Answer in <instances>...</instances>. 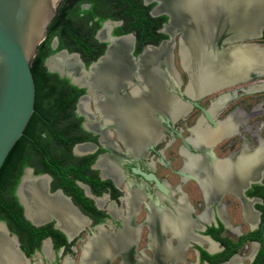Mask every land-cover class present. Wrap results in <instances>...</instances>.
Instances as JSON below:
<instances>
[{"label": "flooded vegetation", "instance_id": "af4514ba", "mask_svg": "<svg viewBox=\"0 0 264 264\" xmlns=\"http://www.w3.org/2000/svg\"><path fill=\"white\" fill-rule=\"evenodd\" d=\"M158 1H66L73 8L66 17L72 16L77 35L54 34L48 41L54 51L43 66L76 88V127L70 135L76 140L65 153L38 146L42 156H33L22 168L13 196L36 240L21 241L0 220L16 237L26 264H63L65 259L72 264H264V160L259 165L245 156L257 148L264 151V81L253 78L226 90L188 93L190 75L180 65L178 33L170 44L178 29L157 11ZM57 55L76 64L60 66ZM121 67L129 70L123 82ZM148 72L162 75V90L185 107L176 118L149 110L153 139L126 124L140 114L136 108L108 115L96 107L107 101L118 108L142 88L141 77ZM254 86L263 87L251 90ZM187 98L199 106L187 104ZM232 115V130L219 137L222 122ZM200 121L210 136L196 144L194 128ZM23 176L30 214L33 187L43 197L59 196L83 224L69 232L54 210L38 222L30 215L31 220L20 195ZM101 234L110 238L104 249L96 245ZM84 248L89 249L86 259Z\"/></svg>", "mask_w": 264, "mask_h": 264}, {"label": "bare ground", "instance_id": "6f19581e", "mask_svg": "<svg viewBox=\"0 0 264 264\" xmlns=\"http://www.w3.org/2000/svg\"><path fill=\"white\" fill-rule=\"evenodd\" d=\"M190 1L191 0L184 1L183 5L188 4L185 7L181 20L179 21L178 18L174 17L172 20L173 23L171 22L176 25L175 28H182V30H184L182 37L180 38L178 52L181 65L190 75L191 83L187 87L188 93L197 94L198 92L202 93L203 91L214 90L216 92L217 90H222V87L224 89V84L227 83H229L230 86H233L231 84L236 82H247L251 74L253 75L254 73L258 74L254 77H264V52L259 46L242 44L228 47V49L224 47L219 51L214 48V45L217 42L219 43V41L224 38V35L238 37V35L242 36V34H249L253 31V25L256 21L255 18L257 15L249 14L250 9L248 6H257V4H260V1L192 0V3H190ZM149 53H154V51ZM157 53H159V51ZM161 53L166 55L165 51L163 52L161 50ZM164 57L166 56H163V58ZM56 60V63L60 66L66 64L68 67H71L76 64L74 58H65L63 55H57ZM165 60L166 58H164V61ZM128 76L129 70L127 67H121L118 72L119 79L123 82L127 80ZM141 78L142 82H144L142 88H135L129 97L122 99L121 105L118 108L117 106L111 105L109 102L107 103V101L98 102L99 104H96V107L98 109L101 108V110L108 115L112 114L111 111H117V109L120 111L124 108L125 110L136 108L140 114L137 115L138 117L136 116L137 118H135V121L129 120L126 124L137 126L139 128L138 131H143L144 135H151V139H153L156 128L154 127L153 122L148 120L149 110H159L162 113H167L171 117L176 118L183 114L185 107L179 103L178 100L162 90V75L156 76L148 72ZM261 87L263 86H254L250 89L257 91ZM81 108H84V103L81 104ZM211 110L216 111V104L211 105ZM115 114L113 113V115ZM114 118L115 116H112L111 118L109 117L111 122L116 121ZM235 119L236 116L232 115L222 122V126L218 132L219 137L220 135L224 136V134L226 136V134L232 130L230 127L234 125ZM202 127L200 121L194 128L195 136L193 140L196 144L209 139L208 137L210 134H207L205 132L206 130ZM120 135V138L126 144L124 134ZM245 156L249 157L251 162H257V164L260 165L264 160V151H261V148H257L256 151ZM220 173H223V171ZM40 183L41 182H39V184ZM25 187L26 184L23 186L20 195L21 200L26 203L27 215L31 220L34 219L38 222V220L45 217L49 210H54L56 212L58 211L60 222H64V224L67 225L66 230L69 232L74 231L77 226L83 224V220L76 216L73 211L68 208L69 205L67 206L59 196H53L52 198L43 197L37 192V190L33 189V187L29 194L30 197H28L29 201L33 203L31 206L32 212L30 214V205L27 202L26 194H24L29 191L26 192ZM3 230V227L0 225V264H26L27 261L23 260L17 254L11 241L4 237ZM109 239L110 238L105 234H101L99 235L100 242L98 241L99 244L96 245L103 249L107 248L109 247L107 246L110 242ZM44 250L47 252V245H45ZM88 255L89 249L84 248L83 259H86ZM63 264L72 263H70L68 259H65Z\"/></svg>", "mask_w": 264, "mask_h": 264}, {"label": "water", "instance_id": "95a60500", "mask_svg": "<svg viewBox=\"0 0 264 264\" xmlns=\"http://www.w3.org/2000/svg\"><path fill=\"white\" fill-rule=\"evenodd\" d=\"M62 1L64 0H0V167L15 145L16 140L24 134L25 126L36 110L34 105V76L30 63L37 46L46 38L47 26L56 15ZM184 1L159 0L157 11L166 14L170 24L174 17L180 21L188 4L183 5ZM259 1L260 4H257V6H248L250 9L249 14L259 16L256 17L257 19L255 18L253 31L249 34H242V36H234L236 38L231 37V35H224V38L214 45L217 51L224 47L228 49V47L242 44H251L259 46L260 49L262 48L260 43L254 41L261 38L264 29V0ZM190 3H192V0ZM183 31L182 28H178L170 35V44L175 43V34L178 33L179 35L177 50ZM94 68L91 65L90 69L84 73L91 76ZM71 69L69 74H71ZM72 70L77 76V70ZM257 75L256 73L251 74L249 79L256 78L254 76ZM76 76L72 78V83L75 85ZM227 84L224 85L228 86ZM182 94L183 92L179 91V95L182 96ZM185 102L199 106L196 102H190L188 98L185 99ZM202 110L206 117L210 118L209 112L205 109ZM178 173L184 175L183 172ZM25 177L21 178L20 188L22 184H25ZM144 177L147 180L148 178L153 179L159 187H162L160 182L152 175H147V177L144 175ZM192 179H195V177L193 176ZM0 225L4 229V237L11 241L17 254L27 261L18 246L16 237L9 233V229L4 222L0 221Z\"/></svg>", "mask_w": 264, "mask_h": 264}, {"label": "trees", "instance_id": "16d2710c", "mask_svg": "<svg viewBox=\"0 0 264 264\" xmlns=\"http://www.w3.org/2000/svg\"><path fill=\"white\" fill-rule=\"evenodd\" d=\"M66 1L68 0L62 1L56 15L47 26V37L37 46L30 63L34 76L36 110L33 116H30L24 128V134L16 140L0 167V220L5 221L11 229L10 232H16L23 242L30 236L32 240H36V236L31 232L30 223L21 216V207L13 196L22 168L33 156H42L43 153L39 151L38 146H42L46 150L60 147L65 150L63 151L65 153L76 140V137H70L76 127L73 110L76 88L67 84L65 78H59L57 73L49 72L43 66L44 58L54 51L48 48V41L54 34L77 35L78 29L73 27L69 19L72 16L66 17V14L73 9L70 5L71 2L67 5ZM262 38H264V29ZM71 48L73 49V47ZM63 121L64 125H62ZM41 133L45 135L41 136ZM54 157L52 154L48 156L52 159Z\"/></svg>", "mask_w": 264, "mask_h": 264}, {"label": "rangeland", "instance_id": "374dc122", "mask_svg": "<svg viewBox=\"0 0 264 264\" xmlns=\"http://www.w3.org/2000/svg\"><path fill=\"white\" fill-rule=\"evenodd\" d=\"M254 41H256V42H258V43H260V46H262V49H263V52H264V38H260V39H256V40H254ZM176 65H177V63H176ZM178 69H179V71H180V68L178 67ZM264 81V77L262 76V77H256L255 78V82H259V81ZM243 84V83H242ZM241 84V85H242ZM232 87V86H231ZM235 89V88H234ZM224 90H226L225 88H224ZM257 93H261V92H257ZM256 93V94H257ZM234 104H236V101H233L232 102V104H231V106H233ZM262 135H264V132H263V134Z\"/></svg>", "mask_w": 264, "mask_h": 264}]
</instances>
